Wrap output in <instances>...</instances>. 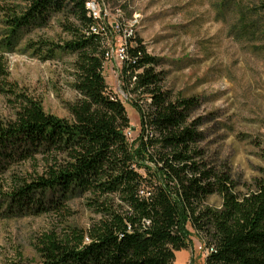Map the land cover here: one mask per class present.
Masks as SVG:
<instances>
[{
    "label": "trees",
    "instance_id": "trees-1",
    "mask_svg": "<svg viewBox=\"0 0 264 264\" xmlns=\"http://www.w3.org/2000/svg\"><path fill=\"white\" fill-rule=\"evenodd\" d=\"M87 1L21 0L1 7L2 51L18 45L43 60L71 56L76 97L66 102V116L18 96L12 118L0 121V180L28 161L40 169L11 177V216L63 218L61 235L52 230L39 239L37 264H175L176 251L191 243L187 223L211 249L205 264H264V181L240 193L227 173L205 161L201 119L193 117L197 98L163 90L157 60L135 34L123 72L128 90L149 101H132L140 133L136 146L129 141V119L108 90L104 36L92 30L98 20ZM51 23L59 30L55 36L25 38L31 28ZM0 77L7 78L1 61ZM212 194L221 199L217 207L206 204ZM75 199L93 214L83 229L66 222Z\"/></svg>",
    "mask_w": 264,
    "mask_h": 264
},
{
    "label": "rangeland",
    "instance_id": "rangeland-1",
    "mask_svg": "<svg viewBox=\"0 0 264 264\" xmlns=\"http://www.w3.org/2000/svg\"><path fill=\"white\" fill-rule=\"evenodd\" d=\"M21 0H0V40L4 23L1 7ZM106 27L107 41H116L132 29L146 53L157 60L161 86L173 98H197L193 117L201 119L200 146L204 159L227 173L241 192L264 181V1L263 0H88ZM54 23L31 28L25 38L55 36ZM57 40V39H56ZM108 47V45L106 44ZM113 48V44H112ZM7 78L0 77V121L12 118L24 96L40 101L45 111L66 116L65 105L76 97L69 75L71 56L40 59L20 46L0 49ZM124 65L105 60L103 75L108 90L124 105L129 128L125 133L136 146L140 117L134 99L146 94L128 90ZM131 87V86H130ZM28 161L11 166L0 180V264H37V245L45 233L62 234L63 218L54 213L11 216L6 195L13 176H33ZM212 194L206 204L219 206ZM66 222L86 228L93 214L81 199L68 205ZM190 246L175 253V264H205L207 247L201 234L187 223Z\"/></svg>",
    "mask_w": 264,
    "mask_h": 264
},
{
    "label": "built area",
    "instance_id": "built-area-1",
    "mask_svg": "<svg viewBox=\"0 0 264 264\" xmlns=\"http://www.w3.org/2000/svg\"><path fill=\"white\" fill-rule=\"evenodd\" d=\"M87 6L89 8V10L91 11V13L93 14V16L98 20V15L97 13H95L93 11V9H91L88 5V1H87ZM97 27H93L92 30L93 31H100L103 36H104V42L105 45L107 44L108 47L106 46V51H105V60H115L120 64H124L128 59H129V54H128V40L130 39V37H132L135 33L132 29H126L123 31L122 36L119 37L118 39H116V41H107L106 38V27L102 26L100 22L97 21ZM112 44H113V48H112ZM211 249L207 248V253L210 251ZM206 253V255H207Z\"/></svg>",
    "mask_w": 264,
    "mask_h": 264
}]
</instances>
